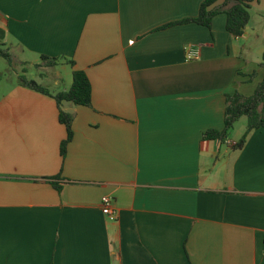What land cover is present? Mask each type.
Masks as SVG:
<instances>
[{"label":"crops","instance_id":"0c3cea01","mask_svg":"<svg viewBox=\"0 0 264 264\" xmlns=\"http://www.w3.org/2000/svg\"><path fill=\"white\" fill-rule=\"evenodd\" d=\"M203 1L0 0L18 68L0 94V264H264V129L236 150L203 139L264 78V0L240 37L224 13L180 23ZM75 70L89 107L54 99Z\"/></svg>","mask_w":264,"mask_h":264},{"label":"trees","instance_id":"16d2710c","mask_svg":"<svg viewBox=\"0 0 264 264\" xmlns=\"http://www.w3.org/2000/svg\"><path fill=\"white\" fill-rule=\"evenodd\" d=\"M218 0H204L201 4L199 16L195 19L184 20L180 23L194 22L198 25L211 27L212 18L218 13L226 15V30L233 37H240L249 23L251 4L257 0H226L219 8L214 5ZM4 33L0 31V44ZM0 57L7 61L9 67L12 66V60L9 53L0 48ZM44 59V58H43ZM73 65V62H69ZM259 67L264 68V51L262 53L261 63ZM19 83L36 91L47 93V90L39 86L32 80H27L24 76L19 77ZM57 104L69 102L76 106L91 105V86L84 72L75 70L72 72V84L66 91L59 92L54 96ZM241 117L246 118V127L241 139L232 147L241 149L248 136L259 129H264V78L256 86L254 93L251 96L245 97L235 93L232 96H226V104L224 111L223 129L208 130L204 133V140L218 141L219 144H225L228 141V136L233 128L234 123ZM59 121L65 126L66 138L60 145V155L65 157L66 146L71 140V116L60 112ZM264 243V236H263Z\"/></svg>","mask_w":264,"mask_h":264},{"label":"rangeland","instance_id":"374dc122","mask_svg":"<svg viewBox=\"0 0 264 264\" xmlns=\"http://www.w3.org/2000/svg\"><path fill=\"white\" fill-rule=\"evenodd\" d=\"M249 13H250V9H249ZM251 24L254 25L258 31L259 34V42L260 44L264 43V16H255L254 14L252 15V19H251ZM0 48L7 51L9 53V55L11 56V60H12V66L9 67V65L7 64V61L0 57V94L1 92L6 89L7 87H9L12 83H14V72H16L18 70L17 66L14 65L16 64V57L14 56V53L12 51H9L7 49L6 46L1 45L0 44ZM38 70L34 67H31L27 72L26 75L28 78L31 79H36V77L39 75ZM43 73V72H42ZM245 127H246V118L245 117H241L240 119H238L234 125L233 128L228 136L229 140L232 141H239L245 131ZM223 148H227L226 145L222 144ZM236 150V149H233Z\"/></svg>","mask_w":264,"mask_h":264},{"label":"built area","instance_id":"2783aa9c","mask_svg":"<svg viewBox=\"0 0 264 264\" xmlns=\"http://www.w3.org/2000/svg\"><path fill=\"white\" fill-rule=\"evenodd\" d=\"M185 52H186V59L187 60H194V59L198 58V56H199V52L195 49L187 48L185 50ZM111 202H112V200L108 196H104L101 199L102 213H103V215H105L107 217L108 216L114 217V215H115V211L112 208Z\"/></svg>","mask_w":264,"mask_h":264}]
</instances>
